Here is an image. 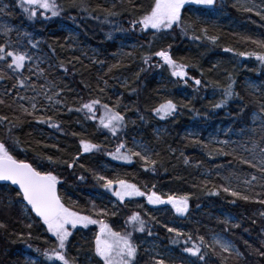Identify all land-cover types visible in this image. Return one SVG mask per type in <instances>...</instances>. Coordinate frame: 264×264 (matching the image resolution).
<instances>
[{"label": "trees", "instance_id": "16d2710c", "mask_svg": "<svg viewBox=\"0 0 264 264\" xmlns=\"http://www.w3.org/2000/svg\"><path fill=\"white\" fill-rule=\"evenodd\" d=\"M246 1L253 4L256 12L246 11L233 4V0H215L209 11L218 15L216 22L195 14L190 16L184 9V30L174 26L160 33L151 29L142 32L139 28L133 31L131 27L153 0H83L87 11L76 7L74 0H57L61 11L56 17L48 14L49 18L45 19L38 13L30 18L21 11L14 18L18 25L16 33L30 48L31 43H37L36 49L47 61L41 66L40 83L32 84L36 93L32 97L37 103L32 115L11 102L23 88L19 87V80L0 69L4 75L0 79V91L4 92L0 95L4 100L0 104V116L7 117L0 123V141L8 143L17 159L57 175L58 194L70 209L101 220L121 233L131 230L127 223L129 216L139 214L146 231L133 233L138 249L135 264H156L158 259L164 264H190L193 260L204 264L182 251V238L179 243H172L177 238L175 233L167 231L168 227L182 231L185 236L190 233L194 238L203 237L207 243H211V234L220 233L240 252V256L229 255L216 245L202 249L208 264H222L221 256L226 258V264H264L261 255L264 204L256 202L264 198V185L248 189L249 201L225 192L223 189L228 186L219 173L251 176L256 171L242 163V156L227 144L207 139L210 131L227 128V133H237L250 125L254 114L264 116L261 111L264 65L255 56L239 55L264 52L251 42L264 39V19L256 14L264 12V0ZM109 11L116 15L108 16L109 22L105 23ZM227 22L249 31L244 34L231 29ZM208 37L217 39L213 43ZM123 43L130 48L122 49ZM161 50L187 66L188 78L180 80L171 76L168 66L155 56ZM249 78L258 84L257 92L244 85V80ZM195 80L201 84L196 85ZM229 83H233L235 96L217 109L215 105ZM49 88L54 89L49 95L59 93L56 98L61 104L49 103L45 97ZM92 99L100 100L125 117L126 127L118 137L100 125L99 117L104 111L100 105L96 106V119L86 118L84 112L68 111ZM169 99L177 104V111L161 120L153 109ZM41 117L45 120L51 117L59 128L38 123ZM156 128L160 129L158 136L154 133ZM187 129L195 134H186ZM132 137L151 151V159L157 161L155 172L145 171L152 166L145 165L139 157L131 156L128 164L112 160L111 154L120 142L126 144L122 151L127 152ZM223 138L231 137L227 134ZM81 141L97 148L85 153ZM106 160L113 161V171L100 169V162ZM68 163L73 167L69 168ZM101 175L114 181L123 179L141 191H156L164 198L188 195L189 211L179 218L167 207L151 208L143 196L125 198L121 203L102 187L103 181L97 179ZM210 192L217 195H209ZM97 193L104 196L103 202L92 199L91 194ZM18 201L11 187L0 184V223L6 225L0 229V264H29L23 259L25 253L43 259L44 250L54 243L46 228L30 219L34 217L32 214L25 217ZM105 209L107 214H101ZM29 223L32 228L27 227ZM69 230L73 234L65 251L70 264H89L88 259L97 264L94 240L100 225L90 224L87 228L78 225L74 229L69 226ZM148 230L152 235H148ZM149 245L154 247V253Z\"/></svg>", "mask_w": 264, "mask_h": 264}, {"label": "snow or ice", "instance_id": "6c2138e0", "mask_svg": "<svg viewBox=\"0 0 264 264\" xmlns=\"http://www.w3.org/2000/svg\"><path fill=\"white\" fill-rule=\"evenodd\" d=\"M76 7H79L82 11H87V6L83 3V0H74ZM193 4L198 6H204L211 8L215 4V0H153L150 8L139 17V19L132 22V30L135 31L137 28L144 32L149 29L154 30L157 33L173 29L175 27H181L182 30V10L185 9V5ZM18 6L23 10V12L30 18L37 17L38 13L43 15L45 19L51 17H56L60 15L61 7L57 0H19ZM246 11H253L252 8H246ZM7 6H0V13L7 14ZM264 19V12H257ZM116 15L115 12L109 11L105 17L104 22H109L107 17ZM98 19V17H93ZM0 31L5 33L10 32L11 29L4 24H0ZM206 31V30H205ZM111 38V37H109ZM198 38V37H194ZM213 43L216 41V37H208ZM257 44L261 49H264V39L251 41ZM31 43V41H30ZM32 48H37V43H31ZM225 51H230L231 49L225 48ZM239 55L242 56H255V59L264 65V52H241ZM155 56L159 57L163 61L164 65H167L171 70V76L178 78L180 80H185L187 77L186 65L177 63L169 52L161 50L155 53ZM31 57L27 52L17 51L15 49L9 50L5 46H0V62H5L7 69L14 73H20L21 70L25 68V62L30 60ZM10 61V62H9ZM103 63V61H100ZM145 63L148 60L145 59ZM116 67V65H113ZM33 71V69H29ZM67 71V69H64ZM40 74H43L41 70ZM3 73H0V79H3ZM196 85H200V80H195ZM20 88L29 87L27 80L25 78H20L18 81ZM43 87V86H41ZM54 92L53 88H49L48 92L45 93L46 99L50 104H61V101L56 97L59 93H54V95H49L48 93ZM235 96L233 89V83H229L227 87L223 90L222 99L219 103L215 105L217 109L224 107L228 104ZM35 97H25L19 96V100H32L31 109H37V103L35 102ZM4 100L0 99V104H3ZM100 105L104 111L99 117V123L104 128L107 129L112 136L118 137L122 129L126 127V120L120 112L109 107L107 104H101L98 99H92L90 102L82 103L80 107L75 109L68 108V111L84 112L86 118L96 119V106ZM21 110L32 115L33 113L29 111L27 107L23 104L20 105ZM154 114L159 117V119L164 120L165 118L172 116L177 111V104L172 100H166L160 103L158 107L153 109ZM261 111L264 112V103H261ZM254 118L260 121V131L264 132V116H256ZM7 120V117L0 116V123ZM38 123H48L51 128H59V125L52 122L51 117L45 120L43 117L37 120ZM11 139V136L9 135ZM220 143H228L227 141H220ZM83 152H91L93 149L97 148V145L92 143L81 141L80 145ZM126 144L120 142L116 148L114 154H111L113 160H121L124 162H131L130 157H139L145 165H151L152 167L145 168V171H156L157 161L152 160L149 155V149L142 145H137L135 148L124 152L122 150L126 149ZM258 149V150H257ZM235 151V150H234ZM245 151L251 153V159L241 157V162L248 164L250 167L259 170L262 175L258 178L252 175L251 180L245 179L244 184L250 185L252 181L260 180L264 181V146H258L256 142L252 143L251 148H245ZM51 161V157H49ZM185 163H188L185 160ZM68 167H73L72 163H68ZM83 179V177H81ZM98 180L103 181L102 187L106 191L111 192V194L116 197L121 203L125 201V198L143 196L146 197L147 203L149 205H171L177 216L183 217L189 211V199L188 195L176 196L168 195L166 198L156 191L145 192L141 191L135 184L127 183L123 179L111 180L107 179L105 176L101 175L97 177ZM0 181L8 182L10 185L15 186L13 189L16 192V196L19 198V203L22 209L29 214L34 213V217L30 216L35 223L42 224L47 233L50 234L51 238H54L53 246L49 249L44 250L43 256L48 264H70L67 259L66 245L69 241V237L73 234L69 230L71 228H76L78 225L87 228L90 224H99L100 230L95 236L94 240V251L95 256L99 258L97 264H135V258L137 256V246L133 242V233L139 232L144 233L146 231V225L144 220L141 219L140 215L133 213L128 218V224L131 226V230H126L124 233L113 231L107 224L101 220L92 218L89 215H82L77 211L70 209L65 206L62 202L61 196L58 194V184L60 180L58 176L53 174L51 170L42 171L39 170L32 163L26 162L22 159H17L5 141H0ZM230 196L236 197L240 200L249 201L251 197L248 194L242 193L234 188L224 187L223 189ZM209 195H217L216 192H210ZM257 203L264 204V198L258 199ZM101 214H107V210H103ZM264 216V212H261ZM35 218H39L36 220ZM228 221H226L227 223ZM32 223L27 225L28 228H32ZM238 226V225H237ZM6 228V225L0 223V229ZM167 231L169 233H175L177 239H173L172 243L177 244L180 242V238L183 239L184 247L183 252L187 253L189 256L196 258L199 261H203L204 264H208L207 254L202 251V249L212 247L216 245L220 248L221 252L228 253L229 255L240 256V252L235 250L230 241L219 236H212L211 243H207L203 237H193L192 234H187L179 231L173 227H168ZM148 235H152V232L148 230ZM23 237V234H21ZM29 239H31V233L28 234ZM199 240V243L196 242ZM31 247V245H29ZM39 253L40 249H36ZM264 255V252H261ZM222 264H226V258L221 256ZM30 264H38V262L32 258ZM156 264H164L163 260H156ZM190 264H196V260L190 262Z\"/></svg>", "mask_w": 264, "mask_h": 264}, {"label": "rangeland", "instance_id": "374dc122", "mask_svg": "<svg viewBox=\"0 0 264 264\" xmlns=\"http://www.w3.org/2000/svg\"><path fill=\"white\" fill-rule=\"evenodd\" d=\"M18 3L15 5V0H12V2L9 0H0V6H7V14L4 13H0V24H4L6 25L8 28L11 29L10 32L5 33L4 31H0V46H5L7 48H9V50H17V51H23V52H27L29 54V56L31 57L30 60L25 62V68L23 70H21L20 73H14L11 72V70L7 69L6 63L5 62H0V69L3 70L4 72H6L8 75H10L13 78H16L17 80H19L20 78H22L21 76L23 75L26 80L27 83L29 85V87L27 88H23V90L21 92H19V94L14 95V97L11 98V102L13 104H15L16 106H18L20 108V105L23 104L25 107H27L29 109V111H33V109H31V103L33 102L32 100H24L21 101L19 100V96H25V97H32L33 95H35L36 93L33 92V83H37L40 81H38L40 78H42V74H40L41 72V66L46 64L47 58L46 56L40 52L39 49L36 48H30L28 46L27 42H24L22 40V37H20L17 33V27L18 25L16 24L14 18L16 19V14H20V12L23 10L18 6L19 4V0ZM10 2V3H9ZM233 4L246 9V8H252L254 12V6L253 4L248 3L246 0H233ZM19 8L20 11H17L16 9ZM210 8L204 7V6H198V5H193V4H187L185 5V10L187 11V13L192 16V15H196V16H200L202 19L207 18V20L216 22L218 15L216 13H211L209 11ZM50 14V13H49ZM44 17V16H43ZM231 29L237 30V31H243L242 33L246 34L249 30L241 28L238 29V27L235 24H231V23H226ZM121 48L123 49H127L130 48L129 44H122ZM120 54L123 53V51L119 52ZM10 62V61H9ZM29 69H33V71H29ZM45 82V81H42ZM244 85L246 86L247 89L251 90L252 92H257V88H258V84L254 81L249 79H245L244 80ZM0 95H4L3 90L0 91ZM21 109V108H20ZM257 116V115H256ZM160 129H154V133L156 136H158L160 134ZM228 130L227 128H223V129H216L214 131H210L207 135V139L209 138L210 140H218V142L220 141H227L228 143H224L227 144L228 146H230L232 149H234L235 151H237L242 157H245L247 159H251V153L245 151V148H251L252 143L256 142L258 146H264V132L260 131V121L258 119L254 118V115L251 118V123L248 127L243 128L240 132L237 133H227ZM186 134H191L194 135L195 131L191 130V129H187L185 131ZM229 134V136L231 138L229 139H224L223 136ZM137 145H142L145 146L140 140H138L137 138L132 137L130 139V145L129 148L127 149H133L135 148ZM146 147V146H145ZM258 150V149H257ZM151 154V151H149V155ZM113 160V159H112ZM115 161V160H113ZM113 161H103L100 162V169L103 172H108V171H113L114 169V164ZM120 163H125L128 164V162H124L121 160H117ZM112 162V163H111ZM256 171V173L253 172V175L257 176L258 178L262 175V173L257 170L256 168H253ZM219 175L223 178V180L226 182L227 186L230 188H234L238 191H241L242 193L248 194V189L257 186L258 188H261L264 185V181H260L259 179L256 180V185H254L255 181H252V183L250 185H246L243 183V181L245 179L247 180H251L252 175L250 176L248 175H241V174H236V173H228V174H222L219 173ZM92 199H94L95 201L98 202H103V198L104 196L102 194H91ZM112 198L115 199L116 197H114L112 195ZM110 202L107 199V203ZM151 208H159V207H167L169 209H171L172 213L177 216L174 212V210L171 208V205H149ZM23 210V209H22ZM23 214L25 215V217L28 216V212H25L23 210ZM179 218H183L180 216H177ZM219 236L222 237L224 239H227L228 241H230L227 237H225L224 235L220 234V233H213L211 234L210 239L212 238V236ZM231 242V241H230ZM233 248L236 250V247L233 245V243L231 242ZM149 249L152 253H154V247L149 245ZM95 253V251H94ZM95 255V254H94ZM34 258L38 264H48V262L43 258V259H39L36 257H33L31 255L28 254H23V259L25 260V262L30 264V260ZM98 258V257H97ZM99 259V258H98ZM87 263L89 264H93L92 260L88 259ZM56 264H58L56 262Z\"/></svg>", "mask_w": 264, "mask_h": 264}, {"label": "water", "instance_id": "95a60500", "mask_svg": "<svg viewBox=\"0 0 264 264\" xmlns=\"http://www.w3.org/2000/svg\"><path fill=\"white\" fill-rule=\"evenodd\" d=\"M0 183L5 184V185H8V186L12 187L13 189H15V186L10 185L8 182L0 181Z\"/></svg>", "mask_w": 264, "mask_h": 264}]
</instances>
